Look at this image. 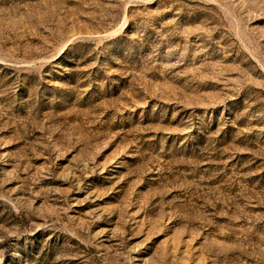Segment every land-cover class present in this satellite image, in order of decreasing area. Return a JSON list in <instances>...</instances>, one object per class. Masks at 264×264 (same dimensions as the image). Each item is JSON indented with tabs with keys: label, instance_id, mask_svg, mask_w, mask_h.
I'll return each mask as SVG.
<instances>
[{
	"label": "rangeland",
	"instance_id": "rangeland-1",
	"mask_svg": "<svg viewBox=\"0 0 264 264\" xmlns=\"http://www.w3.org/2000/svg\"><path fill=\"white\" fill-rule=\"evenodd\" d=\"M0 264H264V0H0Z\"/></svg>",
	"mask_w": 264,
	"mask_h": 264
}]
</instances>
